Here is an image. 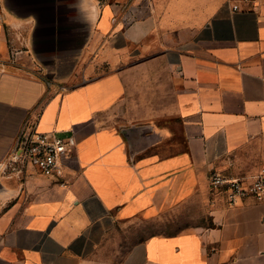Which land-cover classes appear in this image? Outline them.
<instances>
[{
  "label": "crops",
  "instance_id": "obj_1",
  "mask_svg": "<svg viewBox=\"0 0 264 264\" xmlns=\"http://www.w3.org/2000/svg\"><path fill=\"white\" fill-rule=\"evenodd\" d=\"M57 1H0V264H111L118 226L178 213L116 264H264V199L209 183L264 174V0H78L71 24ZM28 116L69 139L63 178L2 167Z\"/></svg>",
  "mask_w": 264,
  "mask_h": 264
},
{
  "label": "built area",
  "instance_id": "obj_2",
  "mask_svg": "<svg viewBox=\"0 0 264 264\" xmlns=\"http://www.w3.org/2000/svg\"><path fill=\"white\" fill-rule=\"evenodd\" d=\"M250 6L249 0H234L233 10ZM70 141L56 132L38 128V120L28 116L17 136L8 157L1 163L4 169L25 172L34 168L41 173L64 177V160L69 151ZM210 189L225 197L229 205H236L247 198L256 201L264 199V174L259 173L248 182L241 177L229 176L214 170L209 176Z\"/></svg>",
  "mask_w": 264,
  "mask_h": 264
},
{
  "label": "rangeland",
  "instance_id": "obj_3",
  "mask_svg": "<svg viewBox=\"0 0 264 264\" xmlns=\"http://www.w3.org/2000/svg\"><path fill=\"white\" fill-rule=\"evenodd\" d=\"M1 2H7L12 4L14 7H17L22 14H28L32 8H40L45 2L44 0H0ZM28 1V2H27ZM36 1V2H35ZM60 4V11L66 12L64 17L65 21H68L71 24V21H81L85 22L87 16L79 12L80 2L78 0H59L57 1ZM42 4V5H41ZM59 10V9H58ZM79 13L80 16H79ZM67 16L69 18H67ZM75 17V18H74ZM80 17V18H79ZM84 25V23H83ZM27 32L31 31L30 27L27 28ZM23 31V30H22ZM78 40V38H77ZM76 41V40H75ZM72 44L70 47L67 44H63L61 47L63 50V56L65 55V60H61L60 65L54 64L53 52H44L41 54L43 60L49 65V74L51 80L57 79H66L67 75L71 71L72 53L75 52L77 45ZM68 50H67V49ZM69 48L71 50H69ZM66 51V52H65ZM70 53L71 55H66ZM190 219V216L183 213H178L173 217H166L164 220H135L134 222L122 223L118 226L106 239L102 247V255L107 258L111 264H116L126 254L129 248L135 243L143 240L144 238L154 235V234H174L176 229L183 227L187 224V221Z\"/></svg>",
  "mask_w": 264,
  "mask_h": 264
},
{
  "label": "trees",
  "instance_id": "obj_4",
  "mask_svg": "<svg viewBox=\"0 0 264 264\" xmlns=\"http://www.w3.org/2000/svg\"><path fill=\"white\" fill-rule=\"evenodd\" d=\"M61 62V61H60Z\"/></svg>",
  "mask_w": 264,
  "mask_h": 264
}]
</instances>
